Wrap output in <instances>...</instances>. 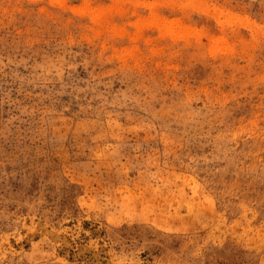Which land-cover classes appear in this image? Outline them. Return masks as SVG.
<instances>
[{"label":"rangeland","instance_id":"1","mask_svg":"<svg viewBox=\"0 0 264 264\" xmlns=\"http://www.w3.org/2000/svg\"><path fill=\"white\" fill-rule=\"evenodd\" d=\"M0 264H264V0H0Z\"/></svg>","mask_w":264,"mask_h":264}]
</instances>
